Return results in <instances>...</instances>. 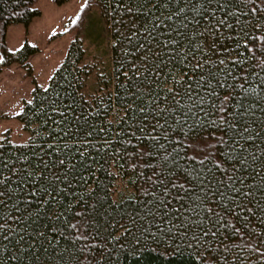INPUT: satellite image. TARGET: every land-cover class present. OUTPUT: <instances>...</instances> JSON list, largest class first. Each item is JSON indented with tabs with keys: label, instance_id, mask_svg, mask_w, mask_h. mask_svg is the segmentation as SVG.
<instances>
[{
	"label": "trees",
	"instance_id": "obj_1",
	"mask_svg": "<svg viewBox=\"0 0 264 264\" xmlns=\"http://www.w3.org/2000/svg\"><path fill=\"white\" fill-rule=\"evenodd\" d=\"M38 1L0 0V71L40 51L6 44L42 15ZM94 8L107 62L74 41L18 115L30 140L0 141V264H264V72L230 102L237 57L206 75L190 63L206 23L245 31L264 0H87L69 31ZM228 102L229 169L189 160L179 139Z\"/></svg>",
	"mask_w": 264,
	"mask_h": 264
},
{
	"label": "rangeland",
	"instance_id": "obj_2",
	"mask_svg": "<svg viewBox=\"0 0 264 264\" xmlns=\"http://www.w3.org/2000/svg\"><path fill=\"white\" fill-rule=\"evenodd\" d=\"M86 1L71 0L60 6L52 0H39L35 7L42 11V15L36 17L28 28L22 24L8 28L6 44L10 51H17L26 42L37 46L40 51L29 59L30 67L14 64L11 68L0 71V141L7 137L6 132H9L10 140L14 144H25L30 140L31 135L18 119V115L25 100L31 99L37 86H49L54 72L64 62L74 41H83L87 61L97 64L107 62L112 43L107 24L100 20L102 13L99 8L93 9L81 31H69ZM100 22L105 30L103 40L97 43L92 39L98 34L95 29L101 26ZM201 36L206 42V51L203 55L192 58L190 62L201 74L210 73L231 57H237L240 61L241 74L228 94L230 102L245 87L250 76L264 72V14L258 16L245 31L211 27L206 23L201 30ZM2 58L0 49V62ZM95 79L93 76L89 88L96 84ZM230 102L215 112L212 126L197 131V137L179 139L189 160L210 163L220 170L229 169L230 163L223 145Z\"/></svg>",
	"mask_w": 264,
	"mask_h": 264
},
{
	"label": "snow or ice",
	"instance_id": "obj_3",
	"mask_svg": "<svg viewBox=\"0 0 264 264\" xmlns=\"http://www.w3.org/2000/svg\"><path fill=\"white\" fill-rule=\"evenodd\" d=\"M75 22V21H74Z\"/></svg>",
	"mask_w": 264,
	"mask_h": 264
}]
</instances>
